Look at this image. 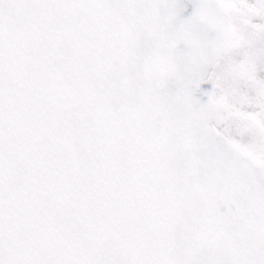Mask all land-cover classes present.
I'll return each instance as SVG.
<instances>
[{"label": "snow or ice", "instance_id": "obj_1", "mask_svg": "<svg viewBox=\"0 0 264 264\" xmlns=\"http://www.w3.org/2000/svg\"><path fill=\"white\" fill-rule=\"evenodd\" d=\"M0 264H264V0H0Z\"/></svg>", "mask_w": 264, "mask_h": 264}]
</instances>
